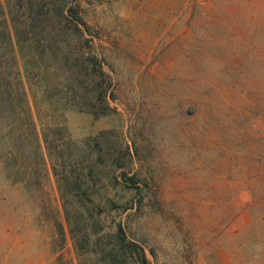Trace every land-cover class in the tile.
Instances as JSON below:
<instances>
[{
  "label": "rangeland",
  "instance_id": "1",
  "mask_svg": "<svg viewBox=\"0 0 264 264\" xmlns=\"http://www.w3.org/2000/svg\"><path fill=\"white\" fill-rule=\"evenodd\" d=\"M32 1L85 28L0 0V264H139L118 226L147 264H264V0Z\"/></svg>",
  "mask_w": 264,
  "mask_h": 264
},
{
  "label": "trees",
  "instance_id": "2",
  "mask_svg": "<svg viewBox=\"0 0 264 264\" xmlns=\"http://www.w3.org/2000/svg\"><path fill=\"white\" fill-rule=\"evenodd\" d=\"M35 6L36 11L33 9ZM20 8H23V10L26 11L25 14V19H26V24L24 25H28V27L30 28L29 32H34V29L36 28L37 24L40 23L42 25V30L43 32H53L56 35L60 36L61 34H72L74 32H82L83 29L85 28V24L81 21L80 17L77 16V10L76 9H67L65 10V8L60 5H56L55 9H54V14H55V18H56V23H45L43 22L41 16L47 14V11H45L44 13H42V7L43 5H38V4H33L32 0H25V2H23V4L19 5ZM48 9V8H47ZM35 12L36 14L30 13V12ZM68 17H71L70 20ZM63 20L70 22L71 25L66 24V22H63ZM14 21V20H13ZM46 24V25H45ZM52 24V25H50ZM15 30V34L20 30L16 27H14ZM25 34L26 37H24L23 39H18V43H24V42H29V45H31L32 43H30L31 41H34V39H32V37H30L28 31L26 29H24L23 31H19V34ZM74 35V34H73ZM36 48L41 49L42 53L45 51L46 48H51V45L48 44L47 41H41V42H37L34 41ZM53 44H59V41H53ZM34 46V49H35ZM92 60V61H91ZM88 61L94 62L92 64H90V68L92 71L96 70V61L94 58L92 57H88ZM95 64V65H94ZM101 75H103V73H101ZM101 97L102 93L101 90L98 91L97 97ZM112 96V95H111ZM9 108V112L11 113V115H14L16 113L15 108L13 107L12 103L9 104L8 106ZM88 108V107H87ZM28 110V120L30 116V110L29 108ZM88 111L94 116V117H98V116H104L106 115L110 109L107 105V103H105V105L102 107V109H100V111H96L95 109H93V106L90 107V109H88ZM50 131V130H49ZM57 136H61L62 135V131L61 129H55L53 131ZM43 140L45 142V144H48V140L46 135L44 136L43 134ZM57 147V146H55ZM58 148V147H57ZM66 179V177L64 178ZM71 182V181H70ZM75 186V185H74ZM74 188H81L80 186L76 185V187ZM67 191H70L69 188H67ZM117 236V241L118 244L120 245L121 250H123L124 252H128V254H130L129 256L132 257V259H136L139 264H147V259L146 256L143 252V250L140 248V246L134 242H129L126 240V237L124 235V232L121 228V226H118L117 229V233L115 234ZM115 255L116 253L111 250L106 254L102 255V259H105L107 256L109 258L110 261L115 260ZM124 261H122V264H128L127 259H123Z\"/></svg>",
  "mask_w": 264,
  "mask_h": 264
}]
</instances>
